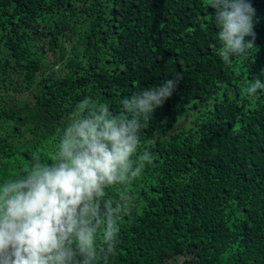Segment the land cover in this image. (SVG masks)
I'll return each instance as SVG.
<instances>
[{
	"label": "trees",
	"instance_id": "1",
	"mask_svg": "<svg viewBox=\"0 0 264 264\" xmlns=\"http://www.w3.org/2000/svg\"><path fill=\"white\" fill-rule=\"evenodd\" d=\"M254 46L224 60L209 0H0V179L51 159L86 97L116 114L180 74L141 117L152 161L125 186L114 251L101 264H264V0ZM259 91V90H258Z\"/></svg>",
	"mask_w": 264,
	"mask_h": 264
},
{
	"label": "clouds",
	"instance_id": "2",
	"mask_svg": "<svg viewBox=\"0 0 264 264\" xmlns=\"http://www.w3.org/2000/svg\"><path fill=\"white\" fill-rule=\"evenodd\" d=\"M219 25L224 60L254 46L252 0H209ZM180 74L123 101L125 112L84 98L59 129L51 159L36 154L20 177L0 179V264H101L116 246L125 186L153 159L139 152L141 117L152 115L176 90ZM259 90V91H258ZM249 99L264 94V81L249 80Z\"/></svg>",
	"mask_w": 264,
	"mask_h": 264
}]
</instances>
